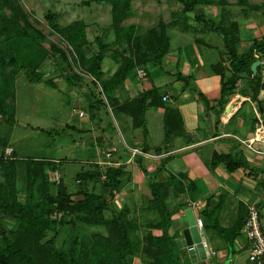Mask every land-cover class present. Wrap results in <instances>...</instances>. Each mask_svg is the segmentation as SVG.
I'll use <instances>...</instances> for the list:
<instances>
[{
  "label": "crops",
  "instance_id": "crops-1",
  "mask_svg": "<svg viewBox=\"0 0 264 264\" xmlns=\"http://www.w3.org/2000/svg\"><path fill=\"white\" fill-rule=\"evenodd\" d=\"M38 1L20 0L33 17H36L35 7ZM48 1L56 7L52 13L56 14L57 19L68 13L72 14L76 7L79 10L82 5L97 3L110 6L108 3L92 0ZM152 1L132 0V14L123 24H133L135 34L140 35L136 32L140 25L150 23L147 31L163 22L166 33L168 29H177L183 35L188 34L189 41H174L172 46L169 39L168 49L158 69L149 73L147 65H136L128 72L122 85L112 92V98L117 100L114 109L130 120L132 128L129 142L124 147L119 149L116 146L118 140L115 135H111L112 131L115 132V127L113 129L109 123L100 120L98 109L93 116L90 115L92 120L98 119V123L102 125V136L96 137V140L101 142L106 138L112 143V149H107L104 156L100 154L92 162L90 170L101 173L99 178L92 180H104L107 167H122L121 185L113 191L112 207L117 211L124 206L128 207L130 216L142 223L157 216L156 211L148 209L151 204L150 182L164 181L172 175L182 185V190L178 192L173 185L169 186L168 203L178 208L171 216L169 233L174 236L175 241L182 238V229L187 226L185 210L190 209L195 219H202V239L207 249L214 251L213 255L204 260L198 257L195 262L186 252L180 256V261L187 258L189 264H252L247 258L250 244L246 235L240 231L230 253L225 241L210 227V220L229 228L237 220L240 209H244L247 217L249 207L255 206L264 226V141H251L259 120L264 125V47L254 50L256 60H260L258 71L256 67L255 72H242L232 93L220 105L218 99L221 78L216 70L218 64L224 68L225 77L231 75L226 45H231L240 54L247 51L253 41H224L222 33L207 27L205 22L196 21L194 15L191 18L183 13L180 0ZM216 3L201 6L204 17L236 30H243L248 24L252 28L253 22H249L252 18L248 14L264 7V0L260 3L247 0L243 5L237 2L234 4L233 0H219ZM233 8H238L237 13ZM246 9L251 11H245ZM243 13L247 18L237 15ZM162 14L167 15V18L155 20ZM79 15L77 13L76 16ZM81 15L84 17V13ZM76 20L84 22L87 34L90 23L84 18ZM92 24L97 22L91 23L94 31L93 37H87L89 42L97 36V28ZM108 57L111 67L106 77L117 68L116 60L112 56ZM139 68L145 69V77L137 75ZM178 72L187 77V86L176 77ZM257 77H260L259 82ZM160 86L163 88L161 92L158 91ZM152 89L156 91V95L147 99L144 113L147 134L143 141L142 128L133 126L131 116L120 111L117 105L136 99L141 93ZM163 96H166L165 100ZM107 107L112 112L110 106ZM106 127L110 128L106 130ZM248 143L256 151L251 150ZM133 149L138 152L133 153ZM97 153L98 151L96 156ZM215 154H228L233 161H240L242 164L234 170H229L225 161L212 165ZM96 192L108 196L107 191ZM107 213L109 216L110 213ZM205 228L213 231L209 237L203 232ZM144 232V229H140L137 236L141 238ZM218 238L221 242L212 246L210 243L217 242ZM130 264L144 263L139 255H134Z\"/></svg>",
  "mask_w": 264,
  "mask_h": 264
},
{
  "label": "trees",
  "instance_id": "trees-1",
  "mask_svg": "<svg viewBox=\"0 0 264 264\" xmlns=\"http://www.w3.org/2000/svg\"><path fill=\"white\" fill-rule=\"evenodd\" d=\"M92 1L110 4L113 43L116 46L123 40L129 43L132 41L133 46L139 45L134 51L130 50V55L118 52L114 48L115 52H111L110 56L116 60L117 68L108 77L104 76L102 62L108 50H112L109 43L101 36H95L93 41L97 44L98 51L88 57L85 55V47L90 42L83 21L74 20L65 26H59L55 13L47 12L44 18L49 28L72 50L73 64L86 68V73L94 78L92 83L99 84L101 88L99 94L104 95L113 112L117 100L112 98V92L122 85L128 72L136 65L160 66L168 49L169 38L163 22H159L142 35L135 34L133 24H123L132 14V0ZM218 1L180 0L183 13L193 12L196 21L207 23L212 30L223 34L224 41H231L229 32L227 34L222 27L215 26L214 21L206 19L201 11V6L217 4ZM246 2L247 0H237L240 5ZM29 16L20 0H0V119L10 126L15 124V106L10 102L15 92V77L18 70L24 67L21 64L23 56L19 58L18 51L22 49L24 54H27L36 46L35 41L44 38L41 30L30 22ZM252 41L248 50L240 54L231 45H226L231 75L225 77L224 68L218 64L216 70L221 78L218 99L220 105H223L226 97L232 93L240 74L252 72L250 67L256 60L254 50H261L264 47V35ZM50 48L61 55L64 63L70 66V57L62 47L51 44ZM38 72L36 66L28 71L30 81L40 80L41 75ZM79 77L80 75L71 70L67 73V79L74 84L76 82L72 79ZM176 77L183 80L187 86V77L179 72L176 73ZM256 80L259 82L260 77ZM154 95L156 91L152 89L141 93L136 99L117 105L120 111L131 116L133 126L142 128L143 141L147 134L144 119L147 99ZM96 102V105L94 103L91 106L98 108L100 105L104 107L106 105L101 95ZM109 126L113 127V124L110 122ZM23 160L26 188L24 199H20L15 177L17 161L0 156V168L5 176L4 182L0 183V214L15 221L13 228L7 231L0 225V264H130L134 255H139L144 264H189L187 258H184L183 262L180 261V256L186 253V250L179 249L174 236L169 233L171 216L178 209L168 203L169 186L173 185L178 192L182 190V185L176 182L172 175L164 181L150 182L151 204L148 209L156 211L157 216L141 223L136 217L130 216L128 207L124 206L118 211L112 207L113 191L121 185L122 167H107L104 171L102 185L108 196L94 190L80 189L77 194L79 197L74 198L62 181L56 185L54 193L50 190L47 170H57V162L33 158ZM221 161L226 162L229 170H234L242 164L240 161H233L228 154H215L212 165ZM100 176L101 173L98 171L87 170L79 173L76 179L85 182ZM37 189L40 190V195L36 193ZM189 189L188 187V191ZM243 210L240 209L237 220L229 228L221 227L216 221L210 220V227L225 241L230 253L234 239L239 235L246 220ZM107 211L110 213L109 216H106ZM54 212L60 213V216L52 217ZM72 215H78L87 224L103 226L105 233L99 231L92 233L91 244L86 247L78 249V241L74 237L68 249L58 248L55 244L58 229L67 222V217ZM140 229L145 231L141 238L137 236ZM50 232L52 234L48 236Z\"/></svg>",
  "mask_w": 264,
  "mask_h": 264
},
{
  "label": "rangeland",
  "instance_id": "rangeland-1",
  "mask_svg": "<svg viewBox=\"0 0 264 264\" xmlns=\"http://www.w3.org/2000/svg\"><path fill=\"white\" fill-rule=\"evenodd\" d=\"M152 1V0H147ZM236 4V0H233ZM251 2L260 3L262 0H250ZM153 4L154 1H152ZM175 5V3H174ZM179 6V5H178ZM237 7V5H236ZM55 6L50 1L39 0L35 7V16L30 14V22L40 29L44 38H39L36 46L32 47L27 54L21 49L18 51V57H22L21 64L23 68L18 70L14 82V96L10 99L15 106V124L10 126L0 119V156L3 158L15 159L16 170V187L20 199L25 197L26 177H25V164L23 159H42L52 160L57 162V172L59 174V181H62L69 192L77 196L80 189L106 191L102 185L103 179L96 182L93 180L77 181V175L92 169L94 160L100 157L107 149H112V143L108 139L101 142L96 140V137L102 136V125L98 123V119H91L90 115L99 110L98 116L103 123H112L115 127V132L112 131L111 135H115L118 140L116 146L121 149L129 142L132 128L130 127V120L115 109L113 112L108 110L107 101L104 95L99 94L101 88L97 83L94 85V79L88 73L86 68H81L73 64L71 58V49L64 43L60 37L54 33L48 26L44 15L55 10ZM74 9L72 14L63 15L57 19L59 26H65L72 20L84 18L89 24L87 28V37H93L91 23L93 27L97 28L95 35H100L104 41L109 43L113 48L108 50L102 62V70L104 76L110 70L109 57L110 53H114V48L118 52L129 53L130 50H135L139 45L133 46L126 40L118 42L116 46L113 43L114 32L111 26V12L110 6L106 4L92 3L91 6L82 5ZM76 10V12H75ZM237 13L238 8H233ZM251 11V10H245ZM263 11V12H262ZM79 13V16H76ZM84 13V17H82ZM189 17H193V12L187 13ZM242 14V13H241ZM237 14L239 17L247 18L245 13L243 15ZM252 18V28L248 26L243 30H236L231 26H223L221 23L214 22L215 26L222 27L224 32L228 34L231 41H252V39H260L264 35V7H259L257 11H251L248 14ZM167 18L162 14L156 17ZM149 24L140 25L136 31L142 35L143 32L149 27ZM209 26L208 24L206 25ZM253 29L254 31H250ZM142 33V34H141ZM167 34L170 43L173 46L174 41H189L188 34H181L177 29H168ZM60 46L70 57V66L66 65L61 55L53 51L50 46ZM98 51V46L94 41L85 47V55L90 57ZM70 54V55H69ZM130 54V53H129ZM108 55V56H107ZM146 65V64H143ZM36 66L40 80L30 81L28 71ZM27 67V68H25ZM70 67V68H69ZM160 67V66H159ZM89 68V66L87 67ZM149 73L158 69V65H147ZM71 70L73 73L80 75L79 78L72 79L70 82L67 79V73ZM80 73V74H79ZM163 88L160 86L158 91L161 92ZM101 95L105 107L100 105L98 108L91 106L95 103ZM82 111V115H79ZM114 113V115H113ZM96 117V115H95ZM127 121V123H125ZM106 124V125H107ZM109 125V124H108ZM110 127H106V130ZM110 131L112 129H109ZM97 143V144H96ZM96 151H98L96 156ZM54 171L47 170V182L50 186L52 193L55 192L56 185L59 181L56 180L53 174ZM5 176L0 168V183H3ZM99 182L100 184H97ZM97 185V186H96ZM97 187V188H96ZM36 193L40 195V190L37 189ZM76 195V196H75ZM60 213L54 212L52 217H59ZM108 216V213L106 214ZM0 225L7 230L13 228L15 221L13 218L0 214ZM105 233V228L100 225H90L83 222L78 215L67 217V222L59 227L55 237V244L58 248L68 249L71 244L72 238L78 241V249L86 247L91 244L92 233L94 232ZM205 234L213 233L211 229L203 230ZM52 232L48 234L50 236ZM221 242L218 241L210 243L212 246ZM187 252V250H186Z\"/></svg>",
  "mask_w": 264,
  "mask_h": 264
},
{
  "label": "built area",
  "instance_id": "built-area-1",
  "mask_svg": "<svg viewBox=\"0 0 264 264\" xmlns=\"http://www.w3.org/2000/svg\"><path fill=\"white\" fill-rule=\"evenodd\" d=\"M137 75L140 78L146 76V71L144 68H139L137 70ZM166 99V96H163V100ZM82 111H79V115H82ZM264 141V125L259 120L256 124V128L253 134V138L251 141ZM248 146L251 150L256 151L251 143H248ZM133 153L138 152L136 149L132 150ZM109 155V153H107ZM54 177L57 181H59V174L57 170L53 172ZM195 225L198 230L201 231L203 228V221L201 218L195 219ZM241 231L246 235L249 241V249L247 258L252 264H264V226L261 224L259 211L255 206H251L248 209V214L246 220L241 228ZM205 253L207 256H211L214 254V251L207 249L206 243L203 240Z\"/></svg>",
  "mask_w": 264,
  "mask_h": 264
},
{
  "label": "water",
  "instance_id": "water-1",
  "mask_svg": "<svg viewBox=\"0 0 264 264\" xmlns=\"http://www.w3.org/2000/svg\"><path fill=\"white\" fill-rule=\"evenodd\" d=\"M260 60H255L251 64V70L255 72ZM187 226L182 229V238L176 241L178 248H185L189 258L195 262L199 257L201 260L207 258L205 253L202 234L195 225V218L190 209L185 210Z\"/></svg>",
  "mask_w": 264,
  "mask_h": 264
}]
</instances>
